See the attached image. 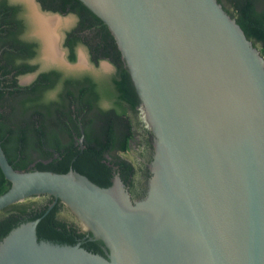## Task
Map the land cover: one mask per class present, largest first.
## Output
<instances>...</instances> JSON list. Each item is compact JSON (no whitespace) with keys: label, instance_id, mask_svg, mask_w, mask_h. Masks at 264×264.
Segmentation results:
<instances>
[{"label":"water","instance_id":"1","mask_svg":"<svg viewBox=\"0 0 264 264\" xmlns=\"http://www.w3.org/2000/svg\"><path fill=\"white\" fill-rule=\"evenodd\" d=\"M13 1L28 9L45 68L86 65L82 49L79 64L66 59L61 26L63 62L46 55L35 13L64 15L43 10L37 0ZM80 1L115 37L155 135L149 193L133 202L119 176L103 187L74 169L18 170L0 140V168L11 182L0 195V211L50 195L103 242L106 253L39 240L38 218L3 238L0 264H264L260 49L218 0Z\"/></svg>","mask_w":264,"mask_h":264},{"label":"trees","instance_id":"2","mask_svg":"<svg viewBox=\"0 0 264 264\" xmlns=\"http://www.w3.org/2000/svg\"><path fill=\"white\" fill-rule=\"evenodd\" d=\"M42 9L74 14L77 23L67 31L68 59L77 60V48H87L96 65L110 61L116 72L105 79L89 73L66 75L58 69L41 71L29 84L20 77L38 70L32 63L40 43L26 37L24 5L0 0V140L9 161L18 170L67 173L74 169L95 183L111 185L112 167L105 153L127 151L140 123L128 113L141 102L122 53L109 27L80 0H37ZM264 55V0H218ZM103 101L110 106L103 107ZM84 128L85 147L79 139ZM118 163V161H117ZM122 167L129 168L125 161ZM11 182L0 168V195ZM54 197L26 199L0 211V241L21 223L40 218V239L76 244L83 236L59 217ZM101 241H87L90 251L104 253Z\"/></svg>","mask_w":264,"mask_h":264},{"label":"flooded vegetation","instance_id":"3","mask_svg":"<svg viewBox=\"0 0 264 264\" xmlns=\"http://www.w3.org/2000/svg\"><path fill=\"white\" fill-rule=\"evenodd\" d=\"M10 2L19 3V1H13V0H10ZM20 3H22V2H20ZM75 17L77 18L76 15H75ZM23 18L25 19L27 26H28L27 32H26V37L31 39V40L32 39L37 40L40 43L38 56L32 60V63L39 64V68L35 72L26 74V75H34V78L32 79V81H34L37 78L38 74L41 71L49 70V69H53V68L62 71L66 75H68V74L80 75V74L89 73L92 76H94L96 79H105V78L109 77L110 75H112L114 72H116V67L108 60H105V59L101 60L98 65L93 63L90 59L89 52H88V60L90 63L85 65L82 68L66 69L64 67H57V66L45 68L42 60L40 59L41 58L40 56L42 53L41 42L38 40V38L31 37V34H32L31 24H30V19L28 16V9H27L26 5H24ZM77 20H78V18H77ZM76 23H77V21H76ZM73 27L74 26L71 27V24H69L66 27L67 28L66 32H65V34H63V45H64V41H65V38L67 35V31ZM29 31H30V33H29ZM80 46H83V45H79L77 48V60H76V62L78 61ZM65 50L67 51V58H68V49L66 47H65ZM102 61H107L111 65L112 69H109L108 71H105L103 69L104 70L103 71L101 69ZM90 65H93L94 69L90 68ZM23 76H25V75H23ZM23 76H21V77H23ZM31 82H29V83H31ZM29 83H27V84H29ZM102 106L108 107V106H110V103L108 101H103ZM140 106H141V102L135 107V112L132 110H129V112H128L133 118L135 116L140 123V126H139V124H137V126L135 127V135L130 141L129 150L123 151L118 147V150L105 153V156L102 160L104 162L109 161L108 164L112 167V174H111V178H110L111 185L114 183V179L117 176H119L120 179L125 184L126 190L129 192L130 197H131L133 202H135L136 200H142L148 196L150 179L153 176V173H152L151 168H150V164L153 161L154 154H155V146H154L155 135L147 127L146 122L142 116ZM80 127H81L82 133L77 138L79 139L80 145L83 149L85 147V145H84L85 134H84L83 126L80 125ZM117 161H118V163H117ZM123 161H125V163H127V166H129V168L124 169L122 167L121 164ZM106 187H108V186H106ZM48 196L52 197L50 195H48ZM43 197H47V195H38V196H34V197L28 198V199L37 200L39 198L42 199ZM59 201L60 200H57V202L55 203V198H54V201L51 202L49 205L48 211H50ZM62 204H63L64 208H62V210L59 212V214H58L59 217L61 219H63L65 222H68V224L70 226L75 227L77 229V232H79L80 234L81 233L83 234L82 238L74 245L80 244L82 247H84L83 243H85L87 241H90V240L99 241L95 238L93 233H91L89 230H86L83 228L81 221L71 211V209L69 207H67L64 203H62ZM37 234H38V227H37ZM38 237H39V235H38ZM39 240H43V239L39 238ZM45 241H48V240H45ZM51 242H53V241H51ZM54 243H57V242H54ZM57 244L74 246L73 244H68V243H57ZM101 248H102L104 253H98V254L106 256L103 242L101 244ZM91 252H93V251H91ZM94 253H97V252H94Z\"/></svg>","mask_w":264,"mask_h":264},{"label":"bare ground","instance_id":"4","mask_svg":"<svg viewBox=\"0 0 264 264\" xmlns=\"http://www.w3.org/2000/svg\"><path fill=\"white\" fill-rule=\"evenodd\" d=\"M30 2V0H28ZM38 20V32L44 38L47 45V57L56 62H63L62 52L58 48L57 44V28L62 26L64 23L68 22L67 20H62L60 18L46 17L40 14H36ZM81 65L85 64V59L82 56Z\"/></svg>","mask_w":264,"mask_h":264},{"label":"rangeland","instance_id":"5","mask_svg":"<svg viewBox=\"0 0 264 264\" xmlns=\"http://www.w3.org/2000/svg\"><path fill=\"white\" fill-rule=\"evenodd\" d=\"M62 20H69L68 22H66V24L64 23L60 28V30L62 31V33L63 34H65V32H66V27L69 25V24H71V27L72 26H75V24H76V21H77V18L75 17V15H73V14H69V15H64L63 16V19ZM29 33H30V31H29ZM31 37H33V38H36L35 36H33L32 34H31ZM64 46V45H63ZM63 49H64V51H65V57H66V59L68 60V58H67V51L65 50V47H63ZM79 49H82L84 52H85V54H86V65L87 64H89L90 62H89V60H88V51L86 50L87 48H85L84 46H80V48ZM41 57V56H40ZM41 60H42V58H40ZM40 60V61H41ZM76 65V64H79V62L77 61V62H74L73 63V65ZM90 68H93L94 69V67H93V65H90ZM101 69L103 70H105V71H108L109 69H112V67H111V65L107 62V61H102V65H101ZM103 70V71H104ZM30 76L31 75H25V76H23V77H21L20 78V81L21 80H25V82L23 83V84H27V83H29V82H31L32 81V79H30Z\"/></svg>","mask_w":264,"mask_h":264}]
</instances>
